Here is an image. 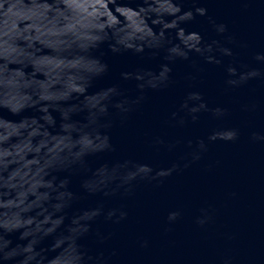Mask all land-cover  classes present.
<instances>
[{"label":"water","instance_id":"water-1","mask_svg":"<svg viewBox=\"0 0 264 264\" xmlns=\"http://www.w3.org/2000/svg\"><path fill=\"white\" fill-rule=\"evenodd\" d=\"M12 2L0 264H264V0H109L110 39L144 54L106 44L100 79L47 0Z\"/></svg>","mask_w":264,"mask_h":264},{"label":"clouds","instance_id":"clouds-1","mask_svg":"<svg viewBox=\"0 0 264 264\" xmlns=\"http://www.w3.org/2000/svg\"><path fill=\"white\" fill-rule=\"evenodd\" d=\"M108 2L109 0H47L46 3L38 5L42 7L47 13L46 19L54 21L57 28L63 27L66 24H71L74 31L67 33L63 39L67 41H73L71 47L69 48V60L71 59H82L86 60L95 66V71L89 79H100L107 76L110 72L109 64L104 59V52L102 48L107 44L108 51L113 56H120L125 54L127 51H132L134 54L143 56L144 48L136 49L134 47H126L123 44H116L110 39L111 29L108 27V22L111 21L112 17L108 11ZM19 7H27V0H18ZM17 8V4H14L12 0H0V13H3L5 17V24L9 22L11 17L9 13L13 12V9ZM130 14L137 15L138 19H143L136 10L126 9ZM19 11V9H18ZM206 12V10H204ZM62 13V14H61ZM16 13H13L15 15ZM171 15L179 16L180 9L178 5L173 3ZM221 31H224V28L220 27ZM6 35V33H5ZM86 35L89 37L93 43L90 45H84L82 42H75V38ZM151 35V33H149ZM28 39V37H23ZM145 41H147V36H145ZM161 46L159 41H156L153 44H149V47H159ZM17 49L10 45L7 40L0 42V57L5 56L11 52H15ZM37 55H39L37 53ZM131 73L121 72L120 77L122 79H127L131 76ZM114 90V89H113ZM74 95V94H73ZM33 99H38L37 96H33ZM37 107L43 108L46 107L44 102L38 103ZM64 108L76 107L71 102V99L65 101L62 105ZM44 116H47L55 124V116L52 115V109L49 107L46 113H41V116L38 119H43ZM69 122H71V116H69ZM111 214H109L110 218ZM175 219V214L169 216V220ZM5 243L3 251L5 254L10 249V242L5 236Z\"/></svg>","mask_w":264,"mask_h":264}]
</instances>
